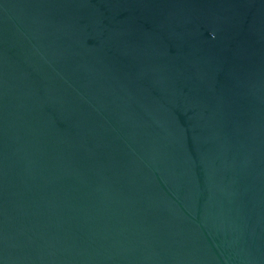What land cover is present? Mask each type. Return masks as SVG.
Wrapping results in <instances>:
<instances>
[{"label": "water", "instance_id": "obj_1", "mask_svg": "<svg viewBox=\"0 0 264 264\" xmlns=\"http://www.w3.org/2000/svg\"><path fill=\"white\" fill-rule=\"evenodd\" d=\"M0 264H264V0H0Z\"/></svg>", "mask_w": 264, "mask_h": 264}]
</instances>
